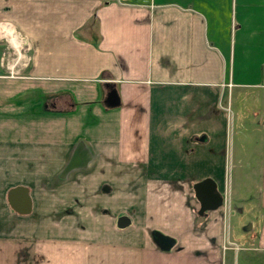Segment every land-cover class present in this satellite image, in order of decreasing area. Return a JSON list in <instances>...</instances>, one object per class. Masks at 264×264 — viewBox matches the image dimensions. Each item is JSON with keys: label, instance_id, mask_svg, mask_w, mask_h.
<instances>
[{"label": "crops", "instance_id": "0c3cea01", "mask_svg": "<svg viewBox=\"0 0 264 264\" xmlns=\"http://www.w3.org/2000/svg\"><path fill=\"white\" fill-rule=\"evenodd\" d=\"M236 120L229 238L194 186L229 199ZM239 216L264 254V0H0V264H234Z\"/></svg>", "mask_w": 264, "mask_h": 264}, {"label": "rangeland", "instance_id": "374dc122", "mask_svg": "<svg viewBox=\"0 0 264 264\" xmlns=\"http://www.w3.org/2000/svg\"><path fill=\"white\" fill-rule=\"evenodd\" d=\"M19 54L18 52L15 53L14 52V49L12 47L10 48H7V50L5 52L7 53H10L9 56L12 55V57H16V58H19L18 55H22L23 52H24V49L19 48ZM28 51H26V54H27ZM2 57H5L6 59L3 60L6 64L5 66H7V64H12L14 60H7V57L6 56H2ZM10 58V57H8ZM30 59V55H26V56H23L21 57V61L22 60H28ZM19 66V65H18ZM25 66V65H24ZM21 67V66H20ZM8 68V66H7ZM9 70V69H8ZM9 73V72H8ZM7 74V73H6ZM231 123V121H230ZM236 125V127H235ZM233 130L232 129H229V139H228V171H227V179H226V191H227V197H229V199L225 198L226 200H224L223 202V212L225 214H227V229H228V237L231 238L232 236L230 235V230H231V224H230V221H231V217L230 216V213H231V206L229 207V205H231V197L233 198V191H234V194H235V190L238 189L239 185H242L243 186V190H246V188L248 187H252L254 188V186L259 183V178L257 177H252V176H239V173L237 171H235V169L233 168L234 167V161H233V155H232V152H233V148H234V142H233V138L235 136V144L237 143V138H238V128H237V120H236V123L234 124L233 123ZM234 130H236V135H234ZM244 182V184H243ZM248 186V187H246ZM252 208L245 205L244 204V212L242 215H248V212L251 211ZM229 214V215H228ZM245 216V218H247ZM244 220V221H243ZM237 222V225L239 226V230L236 229V238H237V242L244 245L245 246V250L242 251V253H240V257L238 256V252L237 254L235 253V258H234V264H238V257H239V264H243V254H251V255H248V260L249 262L247 264H264V254H260L258 253V251L256 250V247H255V244H256V241L255 239L253 238V235L248 233L246 234V232L243 231L242 229V226L244 225L245 222H247L246 219H243L242 216H239L238 217V220L236 221ZM241 227V228H240ZM230 228V229H229ZM233 236H235L234 232H233ZM235 239V238H233ZM226 240H228L229 242V239L226 238ZM66 240H64L65 242ZM231 240H230V243L228 244V246L231 244ZM224 248H228L227 245L224 247Z\"/></svg>", "mask_w": 264, "mask_h": 264}, {"label": "water", "instance_id": "95a60500", "mask_svg": "<svg viewBox=\"0 0 264 264\" xmlns=\"http://www.w3.org/2000/svg\"><path fill=\"white\" fill-rule=\"evenodd\" d=\"M107 102L110 106H115L119 104V97L116 91L109 93ZM196 191V196L200 200L201 212L208 209L206 205L211 208L219 207L223 204V196L216 193V188L214 183L205 179L203 181L197 182L194 186ZM9 202L11 206L20 213H30L32 210V201L28 192V189L23 186H18L10 190L9 192ZM129 218L122 216L118 220L120 227H125L129 225Z\"/></svg>", "mask_w": 264, "mask_h": 264}, {"label": "built area", "instance_id": "2783aa9c", "mask_svg": "<svg viewBox=\"0 0 264 264\" xmlns=\"http://www.w3.org/2000/svg\"><path fill=\"white\" fill-rule=\"evenodd\" d=\"M119 3H122V4H124V3H127L128 1H135V2H140L141 0H117ZM151 6H152V4H151ZM21 38V37H20ZM10 47H12L13 49H14V52L15 53H17L18 52V54H19V50L20 49H17L16 47H14L10 42H9V46H8V48H10ZM4 56H6L7 57V60H14L15 59V61H13L12 62V64H7V66H8V69H9V76H11V77H15V76H18L19 75V69L21 68V67H23L24 65L26 66L27 64H28V61L30 60V59H28V60H22L21 61V57H22V55H18V57L19 58H16V57H12V55L11 56H9L10 55V53H7V52H5L4 54H3ZM8 57H10V58H8ZM3 60H5L6 58L5 57H3L2 58ZM19 65V66H18ZM21 66V67H20Z\"/></svg>", "mask_w": 264, "mask_h": 264}, {"label": "bare ground", "instance_id": "6f19581e", "mask_svg": "<svg viewBox=\"0 0 264 264\" xmlns=\"http://www.w3.org/2000/svg\"><path fill=\"white\" fill-rule=\"evenodd\" d=\"M3 34H6L9 42L17 49L21 48L23 45V39L16 33L11 25H4L2 27Z\"/></svg>", "mask_w": 264, "mask_h": 264}]
</instances>
